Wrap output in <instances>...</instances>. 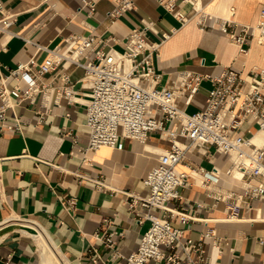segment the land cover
Masks as SVG:
<instances>
[{"label": "crops", "instance_id": "0c3cea01", "mask_svg": "<svg viewBox=\"0 0 264 264\" xmlns=\"http://www.w3.org/2000/svg\"><path fill=\"white\" fill-rule=\"evenodd\" d=\"M1 1L17 13L9 29L20 35L0 30V75L19 60L34 57L41 63L51 49H67L64 38L69 33H94L102 39L103 48L123 49V37L141 18L153 20V29H148L153 40L159 39L161 31L174 28L160 44L155 59L162 84H173L184 69L215 74L230 65L242 76L254 66L264 70V41L250 39L248 51L241 52L213 17H206L203 27L198 14L181 23L157 0H134L133 11L111 24L105 12L113 6L112 0H94L91 12L87 5L79 8L82 0ZM262 1L201 0V4L212 15L254 23ZM189 7L183 5L185 10ZM64 69L41 75L40 81L50 86L43 102L41 98L35 103L23 99L5 105L0 98L5 121L24 123L20 131L0 126V264H43L36 235L39 227L64 264H125L124 256L137 247L148 226L147 220L138 223L135 219L125 191L146 192L142 178L158 163L167 140L159 131H152L145 142L124 138L121 147L101 145L86 153L89 160L83 159L78 149L88 140L85 99L89 88L80 79L82 68L70 66L74 100L62 96L54 102L51 85ZM210 86L203 79L190 97L188 90L178 92L177 102L187 112L202 108ZM36 110L46 113L40 119ZM239 132L257 144L264 143V139H254L258 134L264 137L254 123L243 121ZM206 149L187 151L178 164L189 172L188 182L170 205L196 216L182 238L197 239L212 227V235L204 238L212 264H264V173L243 182L222 172L216 181L203 183L196 167L215 164L223 170L231 163L228 154L216 151L213 145ZM214 194L237 198L241 204L238 217L226 218L225 201ZM71 196L76 198L75 207L66 203ZM102 230L114 231L112 247L95 236Z\"/></svg>", "mask_w": 264, "mask_h": 264}, {"label": "built area", "instance_id": "2783aa9c", "mask_svg": "<svg viewBox=\"0 0 264 264\" xmlns=\"http://www.w3.org/2000/svg\"><path fill=\"white\" fill-rule=\"evenodd\" d=\"M113 6L105 12L108 23L134 9V0H112ZM181 23L198 14L200 25L205 18L218 21L220 30L234 42L241 52L248 51V41L256 38L264 41V1L254 23L239 22L231 17L216 16L202 9L201 0H157ZM188 4L189 10L183 5ZM87 5L93 11L94 0H82L79 8ZM16 12L6 8L0 0V30L9 35H20L11 31ZM153 29V20L141 18L123 37V49L102 47V39L94 33H69L65 36L67 49L55 47L41 63L34 57L17 61L15 66H6L0 75V98L5 105L23 99L35 103L44 101L49 85L40 81L45 71L59 72L58 80L51 85L53 101L65 96L74 100L73 80L68 68L80 66V79L85 83L88 97L85 99V124L88 128L87 143L79 147L82 157L101 145L121 147L124 138L147 141L152 131H159L167 146L159 152L158 163L153 165L142 178L146 186L144 194L125 191L128 207L134 211L138 223L148 221L135 249L125 256V264H212L205 252L204 238L212 235L208 229L197 239H183V233L192 227L196 216L178 210L170 201L180 197V187L188 180L189 172L178 166L185 153L193 148L207 152L213 145L219 152L228 154L232 162L221 169L213 164L210 168L196 167L203 183L216 181L220 173H226L250 182L253 177L264 173V143L257 144L251 136L239 132L243 121H249L264 131V70L252 67L244 76L234 67L225 66L215 74L184 69L173 84L160 83L161 72L155 59L160 44L171 31H161L158 40L148 35ZM5 48V46H3ZM203 79L211 86L207 89L205 105L187 112L177 102L178 92L188 90L189 97L195 93ZM24 83V86H22ZM41 119L46 111H39ZM4 108H0L1 127L21 130L23 122L5 121ZM75 140V139H74ZM239 172V174H238ZM100 181H98L99 183ZM214 198L225 201L226 218L238 217L241 204L231 194H214ZM66 203L75 207L76 198L68 197ZM137 206L139 208H137ZM110 219H107L109 221ZM113 230L96 231L95 236L112 247ZM115 254H118L115 251ZM106 264H109L106 261Z\"/></svg>", "mask_w": 264, "mask_h": 264}, {"label": "bare ground", "instance_id": "6f19581e", "mask_svg": "<svg viewBox=\"0 0 264 264\" xmlns=\"http://www.w3.org/2000/svg\"><path fill=\"white\" fill-rule=\"evenodd\" d=\"M256 141H261L262 139H264V137H262L261 134H258V136L256 135ZM264 141V140H262ZM232 159H230V162H232ZM37 235V243H38V250L40 252L41 255V261L43 264H64L60 258L56 255L55 251L53 250V248L51 247L48 239L45 237V235L40 231L37 230L36 232ZM59 250V248H58ZM60 251V250H59Z\"/></svg>", "mask_w": 264, "mask_h": 264}, {"label": "water", "instance_id": "95a60500", "mask_svg": "<svg viewBox=\"0 0 264 264\" xmlns=\"http://www.w3.org/2000/svg\"><path fill=\"white\" fill-rule=\"evenodd\" d=\"M37 226L39 227V225H37ZM39 229H40L41 232L45 235V233L42 231L41 227H39ZM45 237L47 238L46 235H45ZM47 239H48V238H47ZM48 241H49L51 247L53 248V250L55 251L56 255L60 258V260H62L61 257H60V254L58 253V251L56 250V248L54 247V245L51 243V241H50L49 239H48Z\"/></svg>", "mask_w": 264, "mask_h": 264}]
</instances>
